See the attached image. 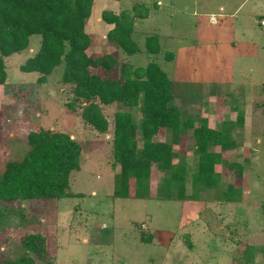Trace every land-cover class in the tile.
I'll list each match as a JSON object with an SVG mask.
<instances>
[{
    "label": "rangeland",
    "instance_id": "obj_1",
    "mask_svg": "<svg viewBox=\"0 0 264 264\" xmlns=\"http://www.w3.org/2000/svg\"><path fill=\"white\" fill-rule=\"evenodd\" d=\"M209 2L92 0L83 27L90 39L85 53L116 57V79L120 69L143 68L148 59L166 67L174 90L171 102L183 123L177 142L171 145L169 168L161 171L153 163L146 178L129 179L122 198L112 195L117 173L112 139L115 115L123 110L120 105L100 103L107 128L98 132L83 122L88 104L81 99L73 102V85L63 82L62 64L41 79L37 72L22 70L36 52L38 38L25 51L1 58L0 175L29 152L30 131L68 134L80 147V159L79 170L68 178L66 192L73 197L0 204V264L26 256L35 264H264V26L252 12L256 4L264 10V0ZM201 3L237 9L234 27L250 47L232 51L222 45L221 56L210 66L198 61V56L181 55L183 49L197 46L194 27ZM103 11H111L128 27L132 41L139 45L138 53L128 55L107 40L113 24L103 21ZM211 28L220 31L218 26ZM149 39L157 45L158 55L145 56ZM198 39L200 43V35ZM230 52L232 63L226 60L232 58ZM172 53L178 55L176 62ZM97 72L104 76L105 72ZM127 111L136 121L142 117L139 102ZM201 121L233 132L231 148H207L217 156L215 186L194 179L198 155L192 128ZM189 122L191 127L185 125ZM228 122L241 125L228 126ZM156 135V142H170L164 130ZM141 146L138 137L137 147ZM233 164L239 166V176ZM229 184L240 189L233 203L222 198ZM29 234L43 239L42 257L23 248L21 240Z\"/></svg>",
    "mask_w": 264,
    "mask_h": 264
},
{
    "label": "trees",
    "instance_id": "obj_2",
    "mask_svg": "<svg viewBox=\"0 0 264 264\" xmlns=\"http://www.w3.org/2000/svg\"><path fill=\"white\" fill-rule=\"evenodd\" d=\"M91 5L92 0H0V84L4 76L1 58L25 51L30 43L35 42L34 38H38V48L22 70L37 72L41 79L54 66L62 64L63 82L73 85V102L78 103L77 99H81L88 104L82 113L85 124L103 133L107 121L101 113L100 103H118L123 110L116 113L114 120L112 156L114 164H117V173L112 195L122 198L126 196L129 179L135 178L139 182L146 178L153 163L161 171L169 168L171 145L177 142L183 123L171 102L172 83L156 64L148 63L131 72L125 66L116 79V57L85 53L90 39L83 27L90 16ZM101 16L104 22L113 24L107 40L128 55L134 54L137 46L130 37L128 27L111 11H103ZM149 40L145 51L156 53L157 45ZM97 71L105 72L104 76ZM138 102L142 117L136 121L127 110L137 106ZM185 125L191 127L192 123ZM227 125L239 126L241 122H228ZM160 130L170 135V142H156L155 136ZM232 134V129L210 128L204 121L192 128L195 153L198 155V170L194 174L197 182L217 184L219 175L213 171L217 156L207 148H231ZM138 137L142 142L141 148L137 147ZM27 142L29 152L21 161L7 165L0 175V204L73 197L66 189L70 173L79 170L78 143L68 134L43 129L30 131ZM233 166L239 176V166ZM239 197L240 189L230 184L222 192V198L227 202L233 203ZM21 244L27 252L42 257L45 247L39 235L29 234L21 240ZM3 264L35 262L26 256Z\"/></svg>",
    "mask_w": 264,
    "mask_h": 264
},
{
    "label": "crops",
    "instance_id": "obj_3",
    "mask_svg": "<svg viewBox=\"0 0 264 264\" xmlns=\"http://www.w3.org/2000/svg\"><path fill=\"white\" fill-rule=\"evenodd\" d=\"M209 1L211 3H213V0H209ZM209 3H201L202 6H200L201 7L200 11H198V14H200V15L196 19L197 24H195V27H194V37H197V40H195L197 43V46L195 49H198L199 52L196 53L194 51L195 50L194 46H192L190 49H183L180 54L185 55V56L190 55L192 57L198 56V61L207 63L210 66L213 59L215 60V58H217V56H219V57L221 56L220 49H221L222 45L228 46L227 48H229V49L231 48L232 51L237 50V49L240 50L241 48H246V47H250V46L248 43H246V44L242 43L241 37L238 36V34H237L239 29L236 27V25L234 27V23H235L234 21L236 19L235 17L237 16V14H236L237 9L236 10L233 8L229 9L223 3L217 4V8H213L211 6V4H209ZM254 7H255V9L252 10V12L254 11V13L257 15V17H260L258 21L259 22L262 21L263 26H264V20H263V18H261V16L264 15L263 8L259 7V5L257 6V4ZM252 18H253V16L251 13L250 19H252ZM199 19H201V20L198 21ZM198 23H202L201 24L202 26L198 25ZM258 23H256V24H258ZM215 26L219 27V30H220L219 32L216 30H213L211 28V27H215ZM232 28H233V31H232ZM244 29H245V32L250 31L249 28L247 27V23L245 24ZM198 35L201 36L200 43H198L199 42ZM134 42L137 46V50H136V52H134V54H136L140 51V48H139V45L137 44V42L136 41H134ZM234 45H236V47H233ZM238 46H240V47H238ZM241 46H243V47H241ZM144 52H145V56L147 55V56L151 57V56L158 55L157 53L159 52V50L156 53H148L147 54L145 49H144ZM237 52H239V51H237ZM173 56H174L173 62H176L178 59V55L176 54V56H175L173 54ZM231 57L232 58L230 60L226 59V60H228L229 63L233 62V59H234L233 54ZM148 61H149L148 63L156 64L153 60L148 59ZM168 61H171V60H167L166 62H168ZM194 66L196 69H198L197 65H194ZM200 67L203 68L202 66H200ZM140 68H142V67H140ZM165 68L159 67V69L162 71V73L165 74V76L167 77V73L165 72ZM177 68H179V67H177ZM192 69L194 70V68H192ZM211 71H212L211 69H208V72H210V74H211ZM205 74H206V71H205ZM202 76H204V74L203 75L201 74L200 77L198 76V78H200V80H202L201 79ZM210 78H211V76H210ZM167 79L169 80L168 77H167ZM189 79H190V77H188V76L185 78V80H187V81ZM190 81H192V80H190ZM170 82L172 83V81H170ZM173 92H174V90H173V84H172V95L174 96ZM173 106H175V105L173 104ZM175 108L178 111V108L177 107H175Z\"/></svg>",
    "mask_w": 264,
    "mask_h": 264
}]
</instances>
